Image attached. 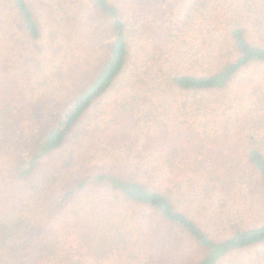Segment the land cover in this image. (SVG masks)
I'll return each instance as SVG.
<instances>
[{
    "label": "trees",
    "instance_id": "16d2710c",
    "mask_svg": "<svg viewBox=\"0 0 264 264\" xmlns=\"http://www.w3.org/2000/svg\"><path fill=\"white\" fill-rule=\"evenodd\" d=\"M2 1L31 42L43 38L41 16L48 17V45L62 58L85 38L87 22L73 24L65 0ZM213 1L84 0L107 54L93 75L72 76L70 85L55 72L60 86L73 90L42 121L24 91L20 100L0 85V264L62 257L59 237L40 226L41 218L81 195L146 212L111 240L108 231L89 229L83 237L98 253L116 245L135 258L143 253L150 264L158 261L154 249L169 247L173 255L164 262L176 264V254L182 264H220L233 252L264 246V220L246 226L218 209L234 196L264 208V0L239 1L234 16L226 13L223 38L211 34L199 43L201 55L166 56L184 27L219 21ZM122 84L125 91L97 125L119 161L90 166L77 150L71 163L57 159L85 115ZM209 209L221 214L216 235L198 218Z\"/></svg>",
    "mask_w": 264,
    "mask_h": 264
},
{
    "label": "rangeland",
    "instance_id": "374dc122",
    "mask_svg": "<svg viewBox=\"0 0 264 264\" xmlns=\"http://www.w3.org/2000/svg\"><path fill=\"white\" fill-rule=\"evenodd\" d=\"M239 1L242 0H214L213 3L217 8H220L218 13L221 18L219 21H216L213 26L207 23L201 25L195 23L191 29L184 27L179 40L175 42L178 46L168 49L166 56L171 57L181 53L188 57L201 55V51L196 49L199 43L202 40L209 42L207 36H211V34L215 35L213 37L223 38L229 22L226 13L234 16L236 13L234 9H239ZM63 2L66 7H69L70 14L73 16L71 22L79 25H85L87 22L88 30L84 35L85 38L81 41L82 43L72 47L71 52L69 51L70 53L62 58L60 54H54V50L50 47L54 41L48 36L49 24H54L50 20L45 22L48 17L41 16L44 23L43 38L37 42H31L27 39L15 17L12 16V11L7 9V4L0 0L2 19L0 25V85L2 91L9 96L16 95L20 100H24L26 95L32 102L31 104H34L38 122L47 116L49 118L56 115L61 110L65 97L69 96L73 90L72 87H61L60 84L63 81L55 75V72H64L68 85H70L72 76L81 74L84 78L93 75L107 54V47L99 44L102 34L96 36L95 26L90 25L86 20L89 10L83 4L84 0H65ZM219 2L222 5H218ZM42 12L45 13V9H42ZM212 30L213 32H211ZM75 39L77 42V36ZM50 41L53 43L49 46ZM96 44H99L98 47H95ZM203 52L205 51L203 50ZM21 90L24 91V96L19 93ZM121 90L125 91V85H120L117 92L108 94L98 106L85 115L73 132V141L69 142L65 149L57 154V159H65L67 163H71V155L77 156L76 152L80 151V160L86 157L89 159L88 165L90 166L115 163L119 154L116 151L112 153L108 151L110 145L105 144V138L97 125L101 124L104 112L109 110V104L121 93ZM155 147L156 145L153 144L148 148H143L142 154H149L155 150ZM111 154L114 157H111ZM116 161L118 162L119 159L117 158ZM89 198L91 197L81 195L56 214L51 215L53 217L41 218L40 226L55 233L63 245L62 257L56 259L55 262L46 264H148L144 261L146 257H143V253L135 258L128 250L125 252L121 248L117 249L116 245L108 244L101 253H98L96 249H93L92 244L86 243V239L83 237L93 229H97L99 232H101L100 230L108 231L109 240L122 232H128L131 227L141 221V216L145 215L146 212L143 208L128 204L121 205L117 202L101 203L97 200L92 202L89 201ZM218 209L222 215L217 210L209 209L198 217L204 220V225L214 235L221 230L218 229L219 215L246 226L257 225L264 220L263 206L256 205L250 197L234 196L229 201L227 208L220 207ZM153 252L158 261L151 262L152 264H171L164 262V258L169 260L173 255L169 247L168 249L161 248L159 251L156 248ZM173 260L176 264H182L184 261L179 260L176 254ZM220 264H264V246L233 252L223 258Z\"/></svg>",
    "mask_w": 264,
    "mask_h": 264
}]
</instances>
